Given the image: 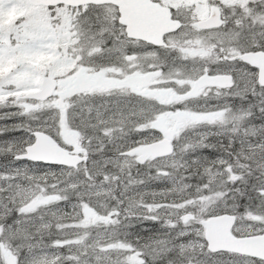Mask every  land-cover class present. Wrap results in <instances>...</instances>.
I'll return each mask as SVG.
<instances>
[{"label": "snow or ice", "instance_id": "1", "mask_svg": "<svg viewBox=\"0 0 264 264\" xmlns=\"http://www.w3.org/2000/svg\"><path fill=\"white\" fill-rule=\"evenodd\" d=\"M0 122V264H264V0H0Z\"/></svg>", "mask_w": 264, "mask_h": 264}, {"label": "rangeland", "instance_id": "2", "mask_svg": "<svg viewBox=\"0 0 264 264\" xmlns=\"http://www.w3.org/2000/svg\"><path fill=\"white\" fill-rule=\"evenodd\" d=\"M9 123L11 122V121H8ZM0 123H2V122H0Z\"/></svg>", "mask_w": 264, "mask_h": 264}]
</instances>
